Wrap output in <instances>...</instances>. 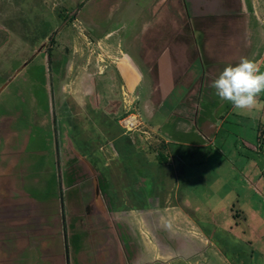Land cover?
Segmentation results:
<instances>
[{
    "label": "rangeland",
    "instance_id": "rangeland-1",
    "mask_svg": "<svg viewBox=\"0 0 264 264\" xmlns=\"http://www.w3.org/2000/svg\"><path fill=\"white\" fill-rule=\"evenodd\" d=\"M263 56L264 0H0V112L17 109L21 113L20 124L31 126L33 135L41 137L45 154L40 156V170L46 179L55 178L63 189V198L45 205L41 214L27 210L24 203L14 207L13 225L0 227L3 232L0 238L5 242L0 264H150L155 261L148 255L142 259L133 256L145 250L143 241L124 223L126 212L115 214L106 210L104 200L110 201L113 210L124 209L128 207L124 201L128 194L137 205L141 203L152 210L148 214H153L159 226L166 221L156 212L164 210L153 208L168 196L177 201L179 192L184 201V193L192 208L204 204L201 193L205 186L193 184L200 181L198 177L177 180L170 166L157 161L159 150L155 143L160 138L150 130L164 126L163 130L172 139L204 142L199 141L194 128L201 127L205 120L216 121L220 110L233 107L229 101L220 105V98L210 87L212 80L226 65L235 64L242 57L256 62ZM127 57L133 61V68L120 60ZM260 68L264 71V66ZM82 75L96 79L112 76L117 92H123L124 87L127 91L130 81L135 86L132 83L138 78L137 91L142 100L150 99L154 86L159 91L172 90L154 123L150 124L148 118L145 122L150 142L147 160L139 157L142 154L137 152L139 144L134 147L127 141L128 137H114L130 129L126 125L131 123L125 122L130 113L141 111V115H149L158 106L137 110L139 99H125L127 94H124L119 96L122 107L125 104L119 114L108 115L101 108H89V112L83 108V111L74 105L69 97L71 93L66 99L60 91L65 85L71 92ZM139 75L144 78L142 85ZM87 91L83 93L87 95ZM182 93L184 103L191 97L188 94L195 93L197 106L191 107L195 111L193 118L182 115L179 121L171 117V112ZM260 95L264 98V92ZM63 100L73 104L70 113L58 105ZM92 101L89 97V102ZM237 112L234 109L230 113L217 141L207 150L170 143L175 153L185 158V163L178 164L183 175L196 171L201 174L200 170L209 167L214 177L217 173L222 175L225 187L215 196L212 211L207 205H200L196 212L202 229L212 231L213 238L209 239L213 242L164 235L161 238L164 251L169 249L181 255L173 258L164 252L156 264H264V193L250 198L259 207V210L252 208L253 237H234L224 231L226 226L222 224L229 210L221 212L222 205L236 199L241 205L248 202L247 187L240 179L241 174L232 171L230 161L239 144L236 134L241 133L230 123H234ZM60 117L67 118L71 141L85 158L83 161L70 158L66 164L57 157L56 144L65 135ZM135 118L139 124V117ZM185 124L192 126L190 133L184 130ZM244 129L245 136L256 146L259 142L256 127ZM113 146L116 156H112ZM215 160L223 161L219 170L215 169ZM112 172L116 176L112 177ZM227 192L229 196L221 201ZM217 213L220 218L216 217ZM160 227L173 236L169 228ZM241 230L247 232L245 226ZM154 239L147 238L150 243H155ZM44 241L50 249L48 252L41 249ZM207 242L211 245L210 255L203 252ZM187 244L191 246L186 247ZM31 246L40 251L31 256Z\"/></svg>",
    "mask_w": 264,
    "mask_h": 264
},
{
    "label": "crops",
    "instance_id": "crops-1",
    "mask_svg": "<svg viewBox=\"0 0 264 264\" xmlns=\"http://www.w3.org/2000/svg\"><path fill=\"white\" fill-rule=\"evenodd\" d=\"M123 64L126 63V65H129L133 68L132 64L133 61L127 57V60L120 59ZM129 61V63H127ZM131 63V64H130ZM259 67L264 66V56L263 58L258 59L255 62ZM135 66H137L135 64ZM227 66V65H226ZM138 75V73H136ZM129 76V75H128ZM141 78L140 82L141 85L144 81V78L142 75H139ZM130 78V76H129ZM114 77L106 75L101 76L100 79H96L94 77H88L85 75L78 76V79L76 80L75 84L76 86L73 88L71 92L68 90L69 86H62L61 93L68 99L71 97V99L74 101V105H77L80 107V109L83 108L85 111L89 112L90 109H104L105 113L108 115H116L117 113L123 109V104H121V97L122 95L124 97V94H127V97H124L125 99L128 98H135L139 99L137 110H142L144 108L145 110H148L152 108L154 105H157V110L154 113H151L149 115H141V111L138 113H130L128 117L134 116L133 121L131 122L130 126L126 125L130 129H125L123 126H120L124 128L125 130L118 135H115L114 138H118L119 136H125L128 137L127 141L130 143L131 146L137 147V144L140 145V148H138V154H141L139 157L146 159L148 147H149V140H148V129L146 128V121L148 118V122L151 124L154 123V117L158 114V112L162 109L165 101L167 100V94H172V90L169 92L159 91L154 86L153 93L150 94V99L142 98L140 97V93L137 91V88L139 87L138 84V78L134 80V82L130 85L128 90L126 91V88L124 87L123 92H117L115 90L114 86ZM113 81V82H112ZM105 87V88H104ZM5 88V86H4ZM2 90V88H1ZM83 90L87 91V95L83 93ZM200 91V90H199ZM1 92V91H0ZM133 92V93H132ZM2 93V92H1ZM72 96H69V94ZM261 94V93H260ZM83 98H82V96ZM188 95H191V97L188 99L187 102L184 103L183 97L185 94H181L179 99L175 102L176 104L172 107L171 117H177V119H182V115H187L188 118H193V113H195L194 110H192L191 107H194L197 104L194 103L195 98H193V95L195 93H190ZM69 96V97H68ZM87 96V97H86ZM89 97L93 99V101L89 102ZM195 97V96H194ZM197 98V96H196ZM263 99V100H262ZM193 100V101H192ZM258 100L264 103V98H262L261 95H259ZM118 101V103H117ZM50 102V101H49ZM191 102V104H189ZM134 103V102H133ZM154 103V104H152ZM225 103L223 100L220 99V105H223ZM58 105L63 106L65 111H68L69 113L72 111V105H69L66 100H63L62 102H59ZM51 103H48V107L50 108ZM52 106L54 107L53 103ZM76 107V106H75ZM127 107V106H126ZM71 110V111H70ZM234 108L231 106L228 109L220 110V112L217 115L216 121H209L205 120L202 123L201 127L192 128L190 125H184V130L187 129L190 133L191 130L196 131V135L199 137V141L202 139L204 142H198V143H191L188 140L180 141L176 139H172L168 133H166L162 127L158 128H152L150 131H154L155 135H157L160 142L155 143L156 147L159 151H157L158 156H161L163 161L159 160V157L157 158V161L164 165V166H170L172 169V176L175 177L177 180L179 178H185L188 180H195L196 177L200 181H195L193 184H196L197 187L199 186V183L203 184L205 187L202 189V196L203 200H205L204 204H195L194 208L193 205L190 203L188 195H185L183 193L184 201L181 200L179 192L178 194V200L171 199L170 196L166 200H164L160 206L156 205L153 210L159 211L164 210L160 213V219L166 221V224L160 225L165 226L171 230L172 235L168 232V230H164L162 227L157 224L156 219L153 217V214L148 212H151L152 210L147 209L141 205V203L138 205L133 201L130 197V195H125V203L128 204V207L124 209H118L113 210L110 208L109 204L110 201L105 202V209L112 212H126L123 215L124 223L130 226L131 230H133L134 234L137 235V237L141 238L143 241L142 248H145L144 251H137L133 256L135 258L142 259L144 256H152L155 261H153L150 264L157 263V261L163 256L164 252H168L170 255L173 256V258H176L177 256L181 255L179 253L174 254V251H171L169 249L164 251L163 245L161 244L162 239L164 238V235L166 237L171 238H193L194 241L197 240V238H205V241H209L210 243L213 242L212 231L209 230H203L199 219L196 217V212H199L200 205H207L208 208L212 211V205L213 200L215 199V196H219L221 189L225 187V179L217 173L215 177L210 173L211 170L209 167H206V169H202L201 174L199 172H193L186 175H183V170L180 168V163H185V158H183L181 155H177L175 151L172 149V146L170 145L171 142H177V143H183L186 145H191L192 147L197 148H205L207 150L210 148L214 143L217 141L218 135L220 131L223 129L225 122L227 121V117H229L230 113L233 114ZM84 111V110H83ZM178 111V112H176ZM237 113H234L236 116V119L234 123L230 122L232 126L235 127L236 131L240 129L241 133L236 134V144L239 142L237 149L233 151L232 159H230L232 163V171L235 172V174H241L240 179L243 180V185L247 187L248 193L246 194L248 198V202L244 204H240L239 200H234L231 203L228 202V205L224 204L220 207V211H226L228 210V213L225 214L223 217L224 221L222 224H225L226 229L224 231L229 232L234 237H241L240 235H243L244 237H253V234H255V228L254 224L250 221L253 220V214L254 210L253 207L259 210L258 204L255 205L254 201L250 200L256 194V197L259 196V193H264V151L261 150L260 152L259 148V142L256 146L251 143V139H248V135L245 136L244 127L250 126L251 128L256 127L257 131V141L261 134H264V108L260 109H253L251 114L248 115H241L239 114V110H237ZM50 113L51 109L49 110ZM48 112V113H49ZM55 112V111H54ZM83 113V112H82ZM135 117H139V124L138 119ZM20 118L21 113L17 109H11L6 110L5 113L0 112V227L3 226H12L13 223V215H14V207H18L20 204L24 203L28 205L29 211L37 212V214H41L40 211L45 210V205L48 204H54V201H56L58 198H63V189L61 185L58 184L55 178H52L51 181L49 180V176L46 179V176L42 174L41 168V160L40 156L44 155V149L42 148V143L40 141L39 136L33 135V130L31 126H27L24 124H20ZM127 118V117H126ZM125 118V119H126ZM136 119V122H134ZM64 121L65 125V135L60 138V141L56 144V150H57V157L61 160L64 159L66 164H68V161L70 158H75L79 160H84L85 158L81 154L80 150L72 143L71 139V133L68 129L67 125V118L60 117V122ZM55 122H57L56 119H54ZM31 123H32V116H31ZM167 123V122H166ZM165 123V124H166ZM57 124V123H56ZM184 124V123H183ZM195 124V123H194ZM123 125V124H122ZM152 127V126H151ZM180 127V126H179ZM73 129V128H72ZM165 129V128H164ZM230 133V130H228ZM133 135H132V134ZM137 138L138 140H136ZM135 139V140H134ZM114 142V141H113ZM112 156H116L117 150L116 147H112ZM246 148H249L251 150L248 151ZM220 150V149H219ZM221 152V150H220ZM231 152V151H230ZM155 153V151H154ZM231 154V153H230ZM229 158V157H228ZM218 159V158H217ZM204 161V160H203ZM215 169L219 170V168L222 167L223 161L215 160ZM201 164H204V162L201 161ZM237 168V170L235 169ZM205 170V171H203ZM66 172H67V165H66ZM69 175V172H67ZM98 174L101 176V179H104L103 175L98 172ZM183 175V176H182ZM215 175V174H214ZM112 177L116 176L115 172H112ZM52 183V185H51ZM51 185V186H50ZM60 186V187H59ZM196 188V186H195ZM47 190V191H43ZM100 191V195H102L104 198V193ZM179 191V190H178ZM128 192V190H127ZM224 197H221L220 200L227 199L229 196L228 192L224 193ZM237 195L236 198H239V193L235 192ZM235 203L239 204L238 207L235 205ZM31 204V205H30ZM249 209L246 211V208ZM50 207V205L48 206ZM48 209V208H46ZM250 210V211H249ZM227 212V211H226ZM258 212V211H257ZM259 213V212H258ZM217 213L216 217H218ZM38 218H41V215H35ZM43 217L45 216L42 215ZM255 217V216H254ZM257 217V216H256ZM255 217V218H256ZM220 218V217H218ZM151 219H154L155 221H151ZM255 220V219H254ZM8 221V223H5ZM245 226L247 228V232H244L241 230V227ZM162 228V229H159ZM243 229V228H242ZM131 233V232H130ZM3 232L0 230V235H2ZM214 235V234H213ZM147 238H155V243H150V241L147 240ZM177 240V243L179 244L180 241ZM193 241V242H194ZM200 243H202L200 240H198ZM209 242L207 244H204L203 252L205 255H210L211 253V245H209ZM5 242L3 241V238H0V253H4ZM159 244V245H158ZM203 244V243H202ZM190 244H187L186 247H190ZM195 244L192 245L194 248ZM176 247V246H175ZM141 248V249H142ZM210 248L208 252H206V249ZM39 249V248H38ZM35 247L31 246V256L35 254V252L38 253L40 249L38 250ZM41 249L43 251H50L48 244L46 241H44L41 244ZM202 252V254H203ZM208 253V254H207ZM65 256L68 255L65 254ZM155 263V264H156ZM147 264V263H146Z\"/></svg>",
    "mask_w": 264,
    "mask_h": 264
},
{
    "label": "clouds",
    "instance_id": "clouds-1",
    "mask_svg": "<svg viewBox=\"0 0 264 264\" xmlns=\"http://www.w3.org/2000/svg\"><path fill=\"white\" fill-rule=\"evenodd\" d=\"M210 87L241 115L264 108V103L258 100L260 93L264 92V71L250 58L242 57L237 63L225 66Z\"/></svg>",
    "mask_w": 264,
    "mask_h": 264
},
{
    "label": "built area",
    "instance_id": "built-area-1",
    "mask_svg": "<svg viewBox=\"0 0 264 264\" xmlns=\"http://www.w3.org/2000/svg\"><path fill=\"white\" fill-rule=\"evenodd\" d=\"M259 146L264 150V134H261L259 137Z\"/></svg>",
    "mask_w": 264,
    "mask_h": 264
},
{
    "label": "bare ground",
    "instance_id": "bare-ground-1",
    "mask_svg": "<svg viewBox=\"0 0 264 264\" xmlns=\"http://www.w3.org/2000/svg\"><path fill=\"white\" fill-rule=\"evenodd\" d=\"M133 119H134V117H129V118H127L126 120H125V122H128V123H131L132 121H133Z\"/></svg>",
    "mask_w": 264,
    "mask_h": 264
},
{
    "label": "trees",
    "instance_id": "trees-1",
    "mask_svg": "<svg viewBox=\"0 0 264 264\" xmlns=\"http://www.w3.org/2000/svg\"><path fill=\"white\" fill-rule=\"evenodd\" d=\"M158 157H159V160H160V161H163L162 158H161V156H158Z\"/></svg>",
    "mask_w": 264,
    "mask_h": 264
}]
</instances>
